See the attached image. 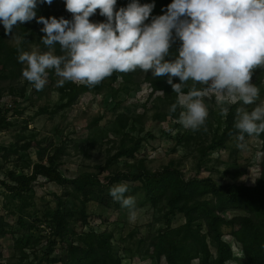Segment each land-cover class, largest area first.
Masks as SVG:
<instances>
[{
  "label": "rangeland",
  "instance_id": "1",
  "mask_svg": "<svg viewBox=\"0 0 264 264\" xmlns=\"http://www.w3.org/2000/svg\"><path fill=\"white\" fill-rule=\"evenodd\" d=\"M150 1L152 0H140L141 3ZM128 2L129 0H117L116 8L126 7ZM171 2L172 0H157L165 10ZM37 12L45 18L72 17L66 11L64 0H53L51 5H40ZM98 13L99 9L94 17ZM158 14L162 15L164 12ZM150 20L151 17L145 23ZM42 27L35 20L23 24L18 22L13 26V32L9 33L8 43L11 46L22 43V52L52 51L55 55H61L42 43L41 37L45 35L40 31ZM2 29L0 24V30ZM24 67L21 64L15 76L0 79V146L10 149L5 155L0 152V181L6 179L9 171H15L17 175L29 174L34 163H46L47 157L58 146L64 147L60 156V169L69 177L89 171L103 178L115 171L127 170L132 163L139 160L151 171L172 165L181 170L185 177L196 173L199 177L210 176L218 184H252L259 173V163L264 152L261 140L255 135L245 136L243 143L247 147L244 150L237 147L238 142L234 135L226 142L224 149L204 152V146L224 126L226 113L222 108L229 109L231 105L217 104L214 96L205 99L208 117L205 124L194 131L185 129L179 119L175 120L167 115L173 96L164 97L161 92L149 95V82L154 78L150 70L145 73L137 68L135 71L120 73L116 80L111 75L79 94L72 105L58 109L66 101L64 87L69 81L63 87H57L59 78L51 70L48 72L45 87L37 91L30 82L22 78ZM173 82L179 83V78H173ZM252 83L262 89L256 104L264 103V68L254 69ZM184 85L192 87L193 82L189 80ZM196 87L200 89L203 85L196 84ZM173 102L178 105V94ZM255 106H245L242 103L239 109L244 108L250 112ZM42 109L46 111L42 112ZM179 109L180 114L185 110L180 106ZM120 114L128 117L124 132L133 138L142 139L135 159H113L123 138L116 121ZM27 142L31 146L27 150H21L20 146ZM62 192L60 186L43 176L38 177L32 185L33 206L24 210V213H29V221L33 220L32 217L42 219V222H37L38 226L32 232L35 237L42 238L41 243L35 248H26L24 256L16 249L14 239L1 238L0 264H52L49 258L63 254V244L58 240L49 258L43 250L51 232L43 214L55 207V196ZM6 194V189L0 183V215H4L7 221L14 224L15 216L6 214L3 208ZM133 197L136 200L134 219L130 218L126 208L116 210L89 203L90 225L111 231L114 249L121 257V264H156L148 255V245L162 225L159 219L161 211L152 207L143 195L137 194ZM67 204L74 207L71 200H67ZM179 222L181 220L174 224ZM76 228L79 229L78 226ZM224 237L234 249V260L229 264H244L238 245L228 234Z\"/></svg>",
  "mask_w": 264,
  "mask_h": 264
},
{
  "label": "trees",
  "instance_id": "2",
  "mask_svg": "<svg viewBox=\"0 0 264 264\" xmlns=\"http://www.w3.org/2000/svg\"><path fill=\"white\" fill-rule=\"evenodd\" d=\"M154 2L155 8L150 17L158 16L164 9L157 0ZM89 19L92 22L106 21V17L100 15H93ZM8 36L4 28L0 30V79L15 76L22 64L18 61L22 43L11 46ZM180 43L179 40L173 43L171 56L166 58L174 59L178 55ZM51 48L56 54H62L59 44ZM120 73L113 72V79L116 80ZM167 79L164 76L154 77L149 82V95L161 92L164 97L173 96L175 101L177 93L173 92ZM254 85L258 87L256 83ZM64 88L66 101L58 109L72 105L78 95L89 90L90 86L69 81ZM190 89V86L182 85L184 94ZM258 89L262 92L261 88ZM173 101L171 105L176 104ZM241 104L230 105L221 132L204 146V152L224 149L226 142L236 135L234 124ZM167 115L179 119V106L175 112L169 111ZM116 121L123 138L113 159H135L142 139L124 132L128 125L127 116L120 114ZM256 137L261 140L264 152V133ZM30 146L31 143L27 142L20 148L27 150ZM0 152L5 155L10 149L0 146ZM63 152L64 147L58 146L47 157L46 163H34L29 174L17 175L15 171H9L6 179L0 181L7 191L3 208L6 214L15 216V223L11 224L4 215H0V239H14L16 249L24 256L26 248L37 247L42 239L32 233L42 219L32 217L33 220L29 221L30 215L24 210L33 206L32 185L39 176H43L63 190L61 195L55 196V207L43 214L51 230L43 249L46 257L49 258L54 251L57 240L63 244V254L48 259L52 264H121L111 231L91 226L88 211L89 203L121 209V205L109 195V189L120 183L128 185L126 195L133 197L141 194L152 207L161 211L159 219L162 225L148 245V255L156 264H229L234 260V249L225 239V234L238 245L244 264H264V154L259 163V173L252 184H218L212 177H199L196 173L185 177L181 170L172 165L151 171L141 160L132 163L127 170H118L103 178L89 171L69 177L60 169ZM67 200L74 202L73 208L69 207ZM179 220L181 222L174 224Z\"/></svg>",
  "mask_w": 264,
  "mask_h": 264
},
{
  "label": "clouds",
  "instance_id": "3",
  "mask_svg": "<svg viewBox=\"0 0 264 264\" xmlns=\"http://www.w3.org/2000/svg\"><path fill=\"white\" fill-rule=\"evenodd\" d=\"M53 0H0V24L5 34L13 26L35 20L42 24L41 41L51 48L59 44L61 55L22 52L18 61L25 65L22 78L35 90H43L48 72L65 82L95 86L113 72L127 73L137 68L154 77L167 75V83L178 94V105L185 109L179 122L185 129L198 130L208 117L205 99L217 104L256 105L250 112L240 108L234 127L237 147L244 150L245 134L264 133V103L256 104L259 89L252 83L253 71L264 68V0H172L164 14L151 16L155 2L129 0L116 8L117 0H64L71 19L38 15V5ZM104 22H92L96 14ZM179 40L174 59L170 48ZM173 78H179L174 83ZM193 86L185 95L182 85ZM196 84L203 85L197 89ZM177 104L170 107L175 112ZM224 113L228 112L223 107ZM128 185L120 183L109 195L135 218L136 200L126 195Z\"/></svg>",
  "mask_w": 264,
  "mask_h": 264
}]
</instances>
